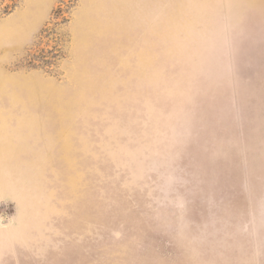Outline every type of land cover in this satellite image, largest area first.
Here are the masks:
<instances>
[{"label": "rangeland", "instance_id": "rangeland-1", "mask_svg": "<svg viewBox=\"0 0 264 264\" xmlns=\"http://www.w3.org/2000/svg\"><path fill=\"white\" fill-rule=\"evenodd\" d=\"M0 264H264V0H0Z\"/></svg>", "mask_w": 264, "mask_h": 264}, {"label": "crops", "instance_id": "crops-1", "mask_svg": "<svg viewBox=\"0 0 264 264\" xmlns=\"http://www.w3.org/2000/svg\"><path fill=\"white\" fill-rule=\"evenodd\" d=\"M73 24H74V23H71V26H73ZM229 26H230V24H229ZM114 39H115V38H111L109 41H114ZM117 41H119V40H117ZM129 41H135V42H136V41H141V39L135 37V38H133L132 40L129 39ZM151 41L166 42V41H168V38L165 37L164 39H162L161 37L154 36V38H152Z\"/></svg>", "mask_w": 264, "mask_h": 264}]
</instances>
